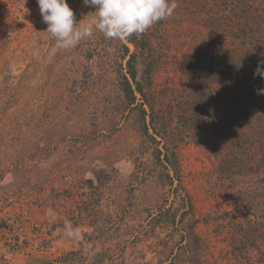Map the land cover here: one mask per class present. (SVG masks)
Segmentation results:
<instances>
[{"label":"rangeland","instance_id":"1","mask_svg":"<svg viewBox=\"0 0 264 264\" xmlns=\"http://www.w3.org/2000/svg\"><path fill=\"white\" fill-rule=\"evenodd\" d=\"M175 2L164 24L150 27L166 40L156 97L180 87L184 54L209 40L226 43L194 16L178 23ZM67 3L76 21L93 23L94 8ZM46 28L36 0H0V264H49L71 250L78 252L69 264H186L184 192L200 264H264L255 247L235 250L247 222L264 251L262 202L250 197L256 188L219 174L210 148L174 132L183 189L160 181L162 168L143 153L136 110L124 107L117 85V44L126 39L93 29L75 47L54 50ZM240 188L249 194L236 206L231 196Z\"/></svg>","mask_w":264,"mask_h":264},{"label":"trees","instance_id":"2","mask_svg":"<svg viewBox=\"0 0 264 264\" xmlns=\"http://www.w3.org/2000/svg\"><path fill=\"white\" fill-rule=\"evenodd\" d=\"M177 3L181 7L178 23L194 16L209 29L210 36H222L226 43L221 45L208 39L196 50L184 54L180 60V87L172 90L169 97L167 90L156 97L153 76L164 54L165 38L156 40L149 28L143 34L127 37L126 42L119 41L114 70L124 107L136 110L135 123L143 153H149L150 162L162 168L159 175L162 183L171 187L176 181V188L183 189L173 136L174 132L184 131L186 136L211 149L217 158L219 174L228 179L242 176L247 187L257 189L250 197L261 200L263 210L257 213L264 216V94L257 92L264 88V78L254 75L258 63L264 61V0H177ZM164 21L156 24L162 25ZM248 194L247 189H237L232 201L236 206L245 205ZM180 201L187 207L180 217L186 223L185 233L181 234V239H186L183 248L186 264H200L202 241L194 231L191 198L184 192ZM176 210L169 216L170 222L175 221ZM254 227L247 222L238 226L243 238L236 235L235 250L242 252L255 247L260 251L261 262L264 251L254 235ZM77 252L71 250L49 264L75 262Z\"/></svg>","mask_w":264,"mask_h":264},{"label":"clouds","instance_id":"3","mask_svg":"<svg viewBox=\"0 0 264 264\" xmlns=\"http://www.w3.org/2000/svg\"><path fill=\"white\" fill-rule=\"evenodd\" d=\"M46 32L56 41L55 49L75 47L96 29L108 39L123 40L133 34H143L153 24L170 17L177 7L175 0H83L95 9L93 23L76 21L67 0H36ZM258 63L254 75L264 78V67ZM264 94V88L257 89Z\"/></svg>","mask_w":264,"mask_h":264}]
</instances>
